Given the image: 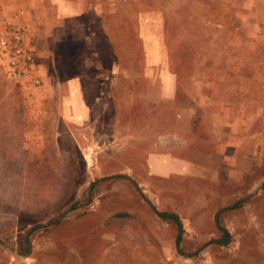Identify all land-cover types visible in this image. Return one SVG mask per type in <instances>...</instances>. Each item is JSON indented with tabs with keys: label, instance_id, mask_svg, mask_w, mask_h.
I'll use <instances>...</instances> for the list:
<instances>
[{
	"label": "rangeland",
	"instance_id": "374dc122",
	"mask_svg": "<svg viewBox=\"0 0 264 264\" xmlns=\"http://www.w3.org/2000/svg\"><path fill=\"white\" fill-rule=\"evenodd\" d=\"M16 32L40 85L0 54V264H264V0H0ZM189 146L191 176L148 170Z\"/></svg>",
	"mask_w": 264,
	"mask_h": 264
},
{
	"label": "crops",
	"instance_id": "0c3cea01",
	"mask_svg": "<svg viewBox=\"0 0 264 264\" xmlns=\"http://www.w3.org/2000/svg\"><path fill=\"white\" fill-rule=\"evenodd\" d=\"M141 32V41L143 43V49L145 52V57L148 58L147 68H151V66H157L156 70H158L159 81H160V91L159 94L163 99L175 98L177 94V80L170 73L164 69L163 62L168 58V50L163 46V60H159L158 62L152 61L153 54L148 51V46L153 43H165V36H162L161 28L160 30H156L154 33L147 32L146 29ZM156 33L159 35L156 36ZM147 51V52H146ZM165 52V53H164ZM151 57V58H150ZM162 65V66H161ZM146 70V69H145ZM145 77L148 80H153L151 72L145 71ZM74 81V80H73ZM81 89V87H80ZM74 90V89H73ZM73 101L69 102L64 107V115L68 120L73 122V118H80V124L87 125L88 122L85 121L87 117H91V109L88 104L80 103L74 96ZM91 118H89L90 120ZM92 122V121H91ZM197 150L192 146H189L185 149H174L167 150L161 153H150L147 157L146 163L148 170L154 174L161 177L167 178H181L191 176L195 173V166L193 163L194 157L196 156ZM175 212L176 215L178 212Z\"/></svg>",
	"mask_w": 264,
	"mask_h": 264
},
{
	"label": "built area",
	"instance_id": "2783aa9c",
	"mask_svg": "<svg viewBox=\"0 0 264 264\" xmlns=\"http://www.w3.org/2000/svg\"><path fill=\"white\" fill-rule=\"evenodd\" d=\"M0 54L7 60L8 74L17 81H29L35 86L40 85V79L35 73L36 64L33 49L25 42L20 32L12 37L2 35L0 38Z\"/></svg>",
	"mask_w": 264,
	"mask_h": 264
},
{
	"label": "trees",
	"instance_id": "16d2710c",
	"mask_svg": "<svg viewBox=\"0 0 264 264\" xmlns=\"http://www.w3.org/2000/svg\"><path fill=\"white\" fill-rule=\"evenodd\" d=\"M95 184V183H92V185ZM158 215L163 218V219H167V218H172L174 219L175 221L178 222V218H177V215L176 214H172V213H167V212H159ZM219 225V230L222 232V236L217 239V243L219 244H227L230 240V233L228 232V230L226 229V227H223L221 226L220 224ZM180 238V237H179ZM177 243L179 245V241L177 240Z\"/></svg>",
	"mask_w": 264,
	"mask_h": 264
},
{
	"label": "water",
	"instance_id": "95a60500",
	"mask_svg": "<svg viewBox=\"0 0 264 264\" xmlns=\"http://www.w3.org/2000/svg\"><path fill=\"white\" fill-rule=\"evenodd\" d=\"M131 180L134 182V180L131 178Z\"/></svg>",
	"mask_w": 264,
	"mask_h": 264
}]
</instances>
